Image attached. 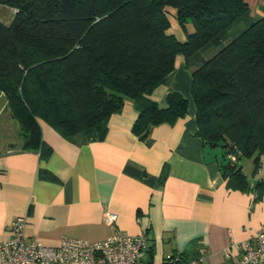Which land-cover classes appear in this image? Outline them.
Wrapping results in <instances>:
<instances>
[{
  "label": "trees",
  "instance_id": "1",
  "mask_svg": "<svg viewBox=\"0 0 264 264\" xmlns=\"http://www.w3.org/2000/svg\"><path fill=\"white\" fill-rule=\"evenodd\" d=\"M170 9L183 41L169 32ZM179 55L196 135L221 149L227 185L264 196V180L252 183L240 163L252 158L254 176L264 155V17L252 19L245 0H0V93L23 147L44 156L40 121L65 138L102 139L129 99L138 114L132 131L143 140L152 126L184 117L181 93L164 104L148 98ZM198 251L178 253L179 264Z\"/></svg>",
  "mask_w": 264,
  "mask_h": 264
},
{
  "label": "crops",
  "instance_id": "2",
  "mask_svg": "<svg viewBox=\"0 0 264 264\" xmlns=\"http://www.w3.org/2000/svg\"><path fill=\"white\" fill-rule=\"evenodd\" d=\"M245 1L252 19L264 17V0ZM170 11L169 32L183 41L186 34ZM172 91L188 99V113L174 124L152 126L143 140L132 131L138 114L126 99L108 117L102 139L65 138L40 121L46 156L20 139L0 150V242L10 237V223L24 216L25 236L46 246L58 245L62 236L101 241L114 230H145L150 264L198 249L206 264L237 255L238 245L264 226V196L227 185L221 149L196 135L191 76L180 55L169 79L148 98L164 104ZM242 161L252 183L264 180V155L254 176L252 158ZM41 170L56 180L41 178ZM106 211L117 215L114 228L103 219Z\"/></svg>",
  "mask_w": 264,
  "mask_h": 264
},
{
  "label": "built area",
  "instance_id": "3",
  "mask_svg": "<svg viewBox=\"0 0 264 264\" xmlns=\"http://www.w3.org/2000/svg\"><path fill=\"white\" fill-rule=\"evenodd\" d=\"M235 160L233 154H229ZM104 221L114 228L117 215L106 211ZM26 217H16L9 226L10 237L0 242V264H150L147 259L148 237L114 230L101 241L62 236L58 245L46 246L25 236ZM237 255L227 254L219 264H264V226L238 245ZM179 254L168 255L165 264H179ZM206 253L189 259V264H206Z\"/></svg>",
  "mask_w": 264,
  "mask_h": 264
},
{
  "label": "rangeland",
  "instance_id": "4",
  "mask_svg": "<svg viewBox=\"0 0 264 264\" xmlns=\"http://www.w3.org/2000/svg\"><path fill=\"white\" fill-rule=\"evenodd\" d=\"M18 139H20L18 137V124L12 119L9 109L6 108V100L0 93V150L9 147V144L18 142ZM245 160L246 158L242 162L244 163Z\"/></svg>",
  "mask_w": 264,
  "mask_h": 264
}]
</instances>
